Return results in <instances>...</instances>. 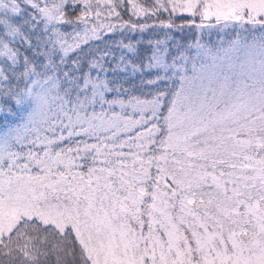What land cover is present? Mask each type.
Here are the masks:
<instances>
[{
    "label": "snow or ice",
    "instance_id": "1",
    "mask_svg": "<svg viewBox=\"0 0 264 264\" xmlns=\"http://www.w3.org/2000/svg\"><path fill=\"white\" fill-rule=\"evenodd\" d=\"M0 264H264V0H0Z\"/></svg>",
    "mask_w": 264,
    "mask_h": 264
}]
</instances>
